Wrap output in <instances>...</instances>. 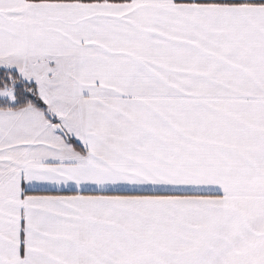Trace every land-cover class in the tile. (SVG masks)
<instances>
[{
    "label": "snow or ice",
    "instance_id": "obj_1",
    "mask_svg": "<svg viewBox=\"0 0 264 264\" xmlns=\"http://www.w3.org/2000/svg\"><path fill=\"white\" fill-rule=\"evenodd\" d=\"M0 264H264V0H0Z\"/></svg>",
    "mask_w": 264,
    "mask_h": 264
}]
</instances>
